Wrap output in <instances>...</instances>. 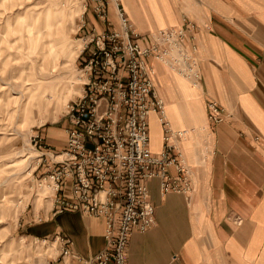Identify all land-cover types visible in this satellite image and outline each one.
I'll list each match as a JSON object with an SVG mask.
<instances>
[{"label":"crops","instance_id":"crops-1","mask_svg":"<svg viewBox=\"0 0 264 264\" xmlns=\"http://www.w3.org/2000/svg\"><path fill=\"white\" fill-rule=\"evenodd\" d=\"M119 1L141 32L180 26L186 19L194 22L203 77L194 86L150 60L171 126L190 129L182 149L194 170L195 193L190 198L179 192L162 194L159 178L149 182L156 224L132 234L129 264H264V2ZM81 28L83 38L91 37L92 30L95 34L107 30L92 7ZM209 101H217L231 114L212 131ZM68 126L64 119L62 126L49 127L42 133L43 140L59 148L55 150L62 149ZM163 136L161 115L151 113L153 152L162 150ZM55 209L53 202L49 210L40 212L39 219L26 213L19 230L38 238L66 235L72 240V251L85 259L105 248L103 219ZM235 215L242 218L240 224L233 221ZM48 264L80 263L59 256Z\"/></svg>","mask_w":264,"mask_h":264},{"label":"built area","instance_id":"built-area-1","mask_svg":"<svg viewBox=\"0 0 264 264\" xmlns=\"http://www.w3.org/2000/svg\"><path fill=\"white\" fill-rule=\"evenodd\" d=\"M91 2L107 30L98 34L92 30L91 37L84 38L88 41L81 51L86 56L80 72L86 80L83 93L65 108L64 118L69 122L66 145L55 150L40 135L34 137L45 157L44 176L38 184L48 182L56 212L79 211L103 219L105 225L106 246L93 257L74 253L72 240L58 234L51 238L60 247L55 258L72 257L80 264H129L132 234L156 224L149 182L159 178L162 194L179 192L190 198L195 193L194 170L182 149L190 129L171 126L150 60L199 86L203 77L196 24L186 19L180 26L141 32L129 21L119 0ZM207 108L210 131L231 116L217 101H209ZM154 112L161 115L164 128L158 153L152 151L150 139ZM232 218L237 224L242 222L238 215Z\"/></svg>","mask_w":264,"mask_h":264},{"label":"rangeland","instance_id":"rangeland-1","mask_svg":"<svg viewBox=\"0 0 264 264\" xmlns=\"http://www.w3.org/2000/svg\"><path fill=\"white\" fill-rule=\"evenodd\" d=\"M90 5L0 0V264H48L59 253L53 239L37 240L18 226L26 213L39 219L53 203L48 182L38 184L45 157L34 137L62 126L67 103L83 93L88 40L81 24Z\"/></svg>","mask_w":264,"mask_h":264},{"label":"bare ground","instance_id":"bare-ground-1","mask_svg":"<svg viewBox=\"0 0 264 264\" xmlns=\"http://www.w3.org/2000/svg\"><path fill=\"white\" fill-rule=\"evenodd\" d=\"M166 114H167V110H166ZM167 118L169 119V117H168V114H167ZM170 120V119H169ZM209 137V139H211V136H208Z\"/></svg>","mask_w":264,"mask_h":264}]
</instances>
